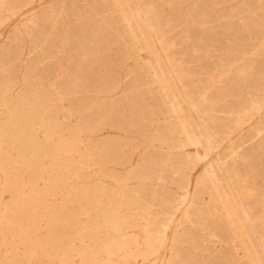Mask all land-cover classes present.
<instances>
[{
  "label": "rangeland",
  "instance_id": "374dc122",
  "mask_svg": "<svg viewBox=\"0 0 264 264\" xmlns=\"http://www.w3.org/2000/svg\"><path fill=\"white\" fill-rule=\"evenodd\" d=\"M4 1L0 0V125L10 122V111L31 114L23 102L28 98L37 100L32 113L41 115L42 123H52L55 114L60 119L65 115L68 125L56 128L67 139L71 140L72 130L79 128L86 132V149L101 147L108 151L93 157H80L83 150L72 151L67 158L61 155L60 164L73 167L68 173L53 170L49 160L42 163V158L37 159L36 170L42 171L45 178L59 173L68 180L66 188L61 181L53 197H71L69 209L75 211L79 202L70 192L78 189L77 178H101V184L113 187L112 177H127L133 191L141 182L145 184L142 199L148 204L147 220L167 224L157 226L162 240L159 251L149 260L136 256L137 250L145 248V223L128 229L127 235L138 243L121 249L116 264H249L213 210L207 192L202 187L195 189L203 169L211 166L227 169H218L214 177L217 180L212 183L218 185L223 196L230 192L235 197L247 189L251 192L249 204L257 220L256 233L249 230L242 214L234 220L246 225L239 233L248 230L251 238L245 234L244 239L253 241L251 250L259 251L257 256L264 258L258 239L264 236V130L257 135L258 128L264 127V0H251L255 7L250 9V17H246L251 12L249 0H210L203 15L193 12L197 0H171L168 6H156V34L140 21H133L134 28L138 27L136 45L126 34V26L119 22L111 0ZM156 77L163 83L156 82ZM184 93L195 109L187 104ZM43 98H49L46 109L42 108L43 101L39 104ZM90 117L99 123V130H87ZM39 120L33 119L35 124ZM181 123L190 128L188 131L200 144L176 147L175 130ZM203 131L213 137L212 151L207 150ZM37 138L44 140L45 134L40 132ZM31 163L18 158L14 164L18 169L15 189L27 181ZM102 169L109 175H101ZM226 175L234 181L235 190L226 183ZM116 193L121 190L116 189ZM185 193L189 195L187 201L172 209L171 203L178 204ZM0 201L6 205L8 215L18 212L21 199H17L16 191H0ZM31 217L29 211L18 215L21 222ZM80 224L86 225V220ZM0 228L3 236L12 237L14 231L9 226ZM30 235L34 237V232ZM23 251L21 246L20 254ZM8 255L5 246L0 247V259ZM69 261L85 264L78 253ZM99 261L111 264L105 253ZM18 264L30 263L22 256Z\"/></svg>",
  "mask_w": 264,
  "mask_h": 264
},
{
  "label": "bare ground",
  "instance_id": "6f19581e",
  "mask_svg": "<svg viewBox=\"0 0 264 264\" xmlns=\"http://www.w3.org/2000/svg\"><path fill=\"white\" fill-rule=\"evenodd\" d=\"M111 1L114 6V11L116 13V16L119 19V22L126 26L127 29L126 34L130 38L133 45H136L135 41L137 39V34L135 31L138 29V27L136 26L137 29L134 28L133 21L136 20L140 21L141 25L146 27V29L150 33L156 34L158 31L155 25L153 24V20L157 16H159V10L156 6L161 4L168 6L171 0H111ZM225 1L226 0H220L219 3ZM209 2L210 0H206V1L197 0L196 2H194L195 5L193 7L194 8L193 12H195L198 15L206 14L205 11L208 10L207 7L209 6L208 4ZM247 4L249 7L248 10H250L252 7L253 8L255 7L254 6L255 2H252L251 0L247 1ZM210 13L211 12H209L208 14L210 15ZM251 14L253 15L252 11L246 17H250ZM169 65L171 66V64ZM171 68L174 72L175 71L174 67L171 66ZM8 72L9 71H7V75H9ZM159 78L157 77L155 78V81L158 83H160L161 81ZM175 78L177 79V77ZM163 81L161 82L163 83ZM27 94L29 95L34 94L38 96L43 95V94H39L38 92L36 94L35 92L34 93L28 92ZM184 97H186V102L190 106V108H192V110L195 109L196 107L195 104L192 101H190V99L187 98L185 93H184ZM172 100L174 99L172 98ZM41 101H43L45 105L42 106V108L49 107V98L46 99L43 98V100L42 99L39 100L40 105H42L40 103ZM23 102H25L26 108L29 109L27 111H29L31 114H29L28 116H24L20 113L16 114L14 113V111H10L9 112V114L11 115L10 122L0 125V191L14 190L16 191L17 199L18 198L21 199L19 209L17 210L18 212L13 211L11 214L9 213L10 215L7 214L6 205L1 203L0 201V214H1L0 226H4L5 224L6 226H9V229L14 231L12 237L7 238L2 235L1 231L3 229L0 228V247L5 246L7 254L9 253V255L6 256L5 258L0 259V264H13V263L18 264V260H20V257L22 256L30 264H46L48 261L68 264L69 262H71L69 261L70 257L75 253L81 254V259L85 262V264H100L99 257L101 256L102 253H105L109 257L111 264H116L117 263L116 255L121 249L127 248L132 243L135 242L138 243V241H133L129 237V235H127L128 233L127 230L128 229L130 230V228L133 229L136 227H140L144 223L146 226L144 229L146 233L145 235L146 242L145 243L143 242L145 244V248L137 250L136 256H142L143 259L145 260L150 255L155 253L157 254V251H159L158 249L162 240L161 237L162 235L161 236L159 235L162 233H159V228L157 226H161V225L167 226V224L161 223V225H159L158 221L155 223L154 221L151 222L147 220L148 214L146 208L148 207L147 206L148 204L143 203V199H142L143 191L145 189L144 182L140 181L141 183L139 184V189L137 191H133L129 188L127 184V180L129 179L127 177L126 178L112 177V181L114 184L111 185H113V187H107L101 184L102 183L100 181L101 178H94V179L77 178V182L79 183L78 189L75 190L74 192H70L73 195L77 196L76 200L77 202H79V208L75 211H70L69 209L70 204L73 202V199H71V197L63 196V198L61 199H57L56 197H53L55 195V191L57 192V188L61 186V181L65 183V184L63 183V185L66 188L67 187L66 183H68V180L62 179L61 177H63V175L59 173L50 175L49 177L45 178L43 176L42 171L36 170L38 166L36 164V161H38L37 159L42 158L41 159L43 160L42 163H44L45 160H49V164L51 165L53 170L54 169L55 171L66 170V172L68 173L69 170L73 167L71 164H66L65 167L61 165L59 162V158L61 155H64V157L67 158L69 154L72 153V151L83 150L84 154L81 153L80 157L83 156L93 157L99 154L105 155L108 150L106 148L103 149L101 147H94L91 151L86 149L87 147L86 145H84V138H83V134L86 132L79 130V128L72 130L73 134L71 140L67 139L64 136L63 132L56 128L59 126L65 127L68 125L67 120H64L66 118L65 115H63V119H60V117H58L57 114H55L54 121L50 124H45L42 123L41 115L37 117L36 115L37 112L32 113L34 111V106L37 103V100L28 98V99H24ZM180 106L181 105H179V107ZM173 109L172 111H175ZM253 109L256 110L257 108H253ZM78 110L80 111V109ZM34 118L40 119L39 123L35 124L33 121ZM245 119L247 118L245 117ZM102 120H104V116H102ZM239 120H238V125L241 126L242 122L240 124ZM86 125L88 127L87 130L89 131H97L100 129L99 123L96 122V120H94V118L91 117H90V122L88 123L87 120ZM179 125L180 126L177 130H175V135H174V141L176 143V147L182 148L186 145L196 146L197 144H200V140L195 139L193 134L188 131L190 128L187 130L186 127L184 126L185 124L183 125L181 123ZM50 127L51 130L46 129ZM263 130H264L263 126H261L260 129L258 128L257 135H260V133ZM40 132L42 134H45L44 140H39V138H37ZM52 134L55 135L51 136ZM202 134L205 136V140L207 142V150L212 151V149H214V141L212 135L210 133H204V131ZM216 142L217 141H215V144ZM263 142L264 141H262V143ZM260 143L261 141L259 142V144ZM196 148H198V146ZM234 153L236 152L234 151L233 155H235ZM195 155L198 158L197 153ZM18 158L32 160V163L30 164L31 170L30 172L27 173V181H24L19 189L18 188L15 189L18 183L15 178V175L18 169L14 168V164L16 163ZM197 160H195L193 166L197 164ZM60 166H62V168H60ZM213 168L214 167L211 166L210 169L207 170L203 169L204 173L201 172V176L198 174L199 177L195 181L196 182L195 189L197 190L199 187H202L207 192L209 201L214 206L213 210L215 209V212L218 215H220V219L227 227L226 229L231 235V238L233 240H236L237 244L236 243L235 244L238 245L239 250L242 251L241 254L244 258H246V261L249 264H264V258L257 256V254H259L260 252L256 250L254 251L251 250L252 247L254 248L255 243L253 244V241L247 242L244 239L243 235L245 234L247 235L248 230H246V233L243 232L244 234L239 233L240 230L243 229V227H245L246 225L244 223L240 224L239 221L236 222L234 220L235 218H238L242 214L243 215L242 220L244 219V221H246L249 224L248 228L250 226L249 230L256 233L257 220L254 217V215H252L253 214L251 209L252 207L249 204V199L252 196L251 192L248 191L247 189L244 193L242 192V194H240V192L239 193L236 192L237 194L235 197L234 194H230V192L229 194H225V196H223L224 194L222 193L221 195L217 188L218 185L214 186L212 183L217 180L214 177L217 176L216 173L218 169L222 170L223 172L224 171L226 172L227 169L224 166L218 168L217 170ZM97 173H99V171L98 172L96 171V175ZM100 174L104 175V177L109 175L105 171H103V169L101 170ZM40 180H42L43 182H40ZM226 180H228V182L226 183L228 184L230 189L232 191L235 190L234 181L231 179L229 175L227 176ZM187 183L188 185L191 183L190 174L187 175ZM116 189H120L121 193H116ZM188 196H189L188 193H185L181 197L178 204H174L170 202L171 203L170 207L172 209L178 208L180 204H183L187 201ZM51 198L54 199L53 202L50 201ZM262 198H264V196H262ZM124 209L126 210V213L123 214L122 211ZM26 211L31 212L32 217L27 221L21 222V220L18 218V215ZM150 218H152V216ZM85 220H86V225H81L82 223L80 224V222H83ZM209 226L210 225H208V227ZM226 229H224V231ZM20 230L24 231L25 235L28 236L26 237L23 233L20 232ZM33 232H34V237L30 235ZM249 237L251 238V236ZM258 239H259V245L261 246L264 252L263 234L259 235ZM21 246L24 248L22 254H20L19 252V248Z\"/></svg>",
  "mask_w": 264,
  "mask_h": 264
}]
</instances>
